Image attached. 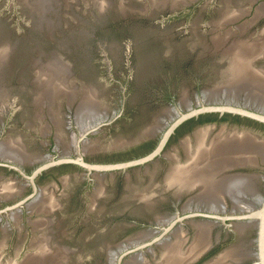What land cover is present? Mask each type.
<instances>
[{
  "label": "flooded vegetation",
  "instance_id": "1",
  "mask_svg": "<svg viewBox=\"0 0 264 264\" xmlns=\"http://www.w3.org/2000/svg\"><path fill=\"white\" fill-rule=\"evenodd\" d=\"M64 1L58 8L60 23L48 29L36 24L22 0H0L1 30L15 44L0 72V264L20 261L42 234L50 236L52 246L84 245V264H125L123 257L117 263L120 249L142 233L146 236L136 244L152 243L127 260L135 255L143 264H158L163 241H174L180 233L187 246L198 223L207 224L209 245L185 264H208L234 245L241 247L242 257L226 264H255L254 220L242 216L264 197V158L258 150L215 169L218 173L209 171L216 172L214 181L223 182L215 202L200 200L211 192L198 181L181 186L166 179L174 168L191 171L199 141L208 147L216 135H245L263 145L264 122L238 113L201 112L179 123L154 157L105 166L149 154L176 107L230 103L264 114L263 95L255 94V85L249 92L210 91L223 81L225 67L215 43L261 37L264 0H161L156 7L145 0L144 10L122 14L108 13L112 0L102 13L91 0ZM54 6L48 18L56 21ZM58 52L68 68L66 91L41 95L32 61L46 62ZM250 63L254 71H263L264 53ZM166 83L173 89L159 93L156 87ZM135 229L140 231L133 239L123 237Z\"/></svg>",
  "mask_w": 264,
  "mask_h": 264
},
{
  "label": "bare ground",
  "instance_id": "2",
  "mask_svg": "<svg viewBox=\"0 0 264 264\" xmlns=\"http://www.w3.org/2000/svg\"><path fill=\"white\" fill-rule=\"evenodd\" d=\"M22 2L29 9V11L31 12V15H32V19H34V21L36 22V24L39 27H41L42 24L45 23L47 25L48 29H50V28H53L54 25L56 26L60 23L61 17H60V13H59L58 8H60L59 4L62 2V0H22ZM64 2L66 4H68L69 0H65ZM54 3H56V4H54ZM107 3H108V0H91V2L89 4L93 8L97 9L98 12L102 13V12H104L105 8L107 7ZM54 5L59 6V7L58 6L56 7V16H57L56 21L48 18V17H50V16H48L49 12L55 8ZM261 6H260V8L263 9L264 7H261ZM62 7H64V6H62ZM258 13L259 12H257L256 14H258ZM262 32H261V34H262ZM234 42L235 43H232L229 46L231 48L226 50V53H225V54H228L225 56H228V59H229L228 65L226 66V69H227L226 72L227 73L225 76V80L223 81L226 84L224 86L225 90L226 91H229V90L233 91V90L242 89V88L247 90L249 87L251 88L250 85H253V86L255 85L254 89H255V91H258V92H255V94L256 95L257 94L263 95V99H264V70L263 71L260 70V71L256 72V71H254V69L250 63L252 57L264 53V32H263L261 37H258L256 40H254L252 42H247L244 40H241L238 42L234 41ZM222 43H223V39L217 41L218 45H220ZM60 45L63 46L64 42L62 41ZM14 48H15V44L9 41L8 36L1 30V26H0V72L2 71L4 65L8 63L9 57L11 56V53L14 51ZM65 62H66L65 59L63 60L62 55H60L59 52L57 54L51 56V58L48 59V61H46V62H44L42 59H40V57H37V59H34L32 61V63H33L32 65L36 69L35 79L38 83V87L41 88L40 89L41 91H39V89H38V91H39V93H41V95H42V93L49 95V94H54V91H64L65 90V84H66L65 78H66V74L68 72L67 64ZM256 73H258V74H256ZM254 77L258 78L260 80V82L255 84L256 79ZM252 79H254V81H250ZM240 81H244V83L241 84ZM245 82H247V83H245ZM225 90H224V92H226ZM248 92H249V89H248ZM252 92H254V91H252ZM215 94H216V92H215ZM236 94H237V92H236ZM245 94H248V93H245ZM252 94H253V96L255 95L254 93H252ZM38 95H40V94H37L35 96V97H37L36 98L37 101L39 100ZM250 96H251V94H250ZM260 97L262 98V96H260ZM198 136H199V139L202 141L201 138L203 136V133H200ZM261 144L258 145L257 143H254L251 139L248 138V136L247 137L245 135L244 136H240V135L238 136V135H233V133L225 135V136L216 135V137L211 141V144L208 147L203 146V144L199 141V144L196 148L197 153L195 156H193L192 161L189 163L190 164L189 167H192V170L188 172V171L182 170L181 168H180L181 170L174 168L169 173L166 180L169 183H180V184H182L181 186H183V185L186 186L185 184H188V183L194 184L196 181H198V183L200 182L199 183L200 185L206 186L205 189H207L211 192V195L202 196L200 198V200H208L209 201V199H210V201H209L210 203L212 200H214L213 202H215V200L216 201L220 200L219 196L217 199H215L216 195H217L216 191L219 190V185L223 182L220 183L218 180L214 181L213 176L216 172L214 173V171H213V174H210L209 171L211 169L215 170L219 167L222 168V166L223 167L228 166V165L231 166L237 162H240L241 160L247 159V158H249L248 157L249 155L245 156L243 154L250 153L252 151L255 152L254 149L258 150L264 158V149H263L264 144L263 145H261ZM215 171H217V170H215ZM217 173H218V171H217ZM210 176H212V177H210ZM228 180L229 179H227V181ZM225 183H226V181H225ZM204 186H202V187H204ZM202 191L204 193V189H202ZM36 202L37 201H35L34 203H36ZM34 203H33V205H34ZM44 224H45V226L47 225L46 223H44ZM41 226H43V225H41ZM41 226H39V227H41ZM206 226H207V224H205V223L204 224L198 223L196 225L193 239L187 246L183 245V243H184L183 240H185L184 237L182 240L180 238V233H176L178 231L174 232L177 234L174 241H171V240L165 241V242L163 241V251L161 253V258H160L158 264H185L186 262H188L191 259H193L194 257H196V255H199L209 245V242L207 239L208 229ZM237 227H238L239 231H242V228L240 226H237ZM144 234L145 233L136 235V237H135L136 241L132 240L129 243L132 245H135L136 242L141 237H144ZM145 236H146V234H145ZM49 238H50L49 235L47 236V235L42 234L41 238L35 239L31 243L32 252L24 255V257L19 262H16L14 264H62V262H63L62 260L64 258L63 257L58 258L57 254H60V251H59L60 249L65 251L64 248H67V246L54 245L55 246V249H54L53 246L48 241ZM128 240H131V239H128ZM161 243H162V241H161ZM132 245H130V246L124 245V247L121 248L120 250L122 251L125 248L131 247ZM161 246H162V244H161ZM249 252H250V250H249ZM241 253H242L241 247L239 245H234V246L224 250L222 253H220V255L216 259H213V261L209 262L208 264H226V261H229V260L236 261V260H239L240 257H242ZM141 254L142 253H137L135 255L140 256ZM113 255H117V253L116 254L113 253ZM135 255H133V256H135ZM246 255H248V254H246ZM138 258L141 259L140 257L136 256L132 259L127 260L125 262V264H134V263L137 264L139 261ZM228 264H229V262H228Z\"/></svg>",
  "mask_w": 264,
  "mask_h": 264
},
{
  "label": "water",
  "instance_id": "3",
  "mask_svg": "<svg viewBox=\"0 0 264 264\" xmlns=\"http://www.w3.org/2000/svg\"><path fill=\"white\" fill-rule=\"evenodd\" d=\"M241 41V40H236V42ZM246 41V40H244ZM232 43H235L234 41ZM231 43V44H232ZM231 44H228L227 46L224 45L223 43L218 45L217 43H215V47L217 49L222 48V55H221V60L223 62H225V67H223V76H222V80H225V76H226V66L228 65V54L226 53V50H228ZM225 46V47H224ZM220 82L218 85H216L214 88H212L210 91H214V92H218L219 90L224 89V86L226 85L224 82ZM241 82V81H240ZM206 111H217L219 113L222 112H231V113H238L241 115H245L254 119H257L259 121L264 122V114L261 113H257L251 110H248L244 107L241 106H236L230 103H213V104H205L203 102H200L199 104H197V106L194 107H190L187 108L186 110L182 111L180 110L178 107H176V115L175 117L169 122V124L167 125L166 129L164 130V132L162 133L157 145L155 146V148L147 155L142 156L136 160L133 161H129V162H124V163H120V164H116V165H109V166H105V167H109V168H113V167H125L127 165L130 164H134V163H139L142 162L144 160L150 159L152 157H154L156 154H158L160 152V150L162 149L167 137L169 136V134L174 130V128L181 123L183 120L192 117V116H196L197 114L201 113V112H206ZM84 164V163H83ZM46 165H43L39 168H37V170H35L34 173L38 172L42 167H44ZM88 166V165H87ZM90 167V166H89ZM242 217L245 218H250L254 220V228H255V238H254V250H253V255L255 256L256 260H255V264H264V197L261 200V203L259 205L258 208H256L255 210L244 214ZM154 241V240H153ZM152 243L151 241L148 242H143L140 244H136V245H132L131 247L125 248L124 250H122L121 252H119L118 254V258H117V263L120 261V259L127 255V254H137V253H142L143 248L147 245H150ZM69 251H75L77 250L76 247H68ZM30 253V252H28ZM26 253V254H28Z\"/></svg>",
  "mask_w": 264,
  "mask_h": 264
},
{
  "label": "rangeland",
  "instance_id": "4",
  "mask_svg": "<svg viewBox=\"0 0 264 264\" xmlns=\"http://www.w3.org/2000/svg\"><path fill=\"white\" fill-rule=\"evenodd\" d=\"M112 5H111V8L112 9H108V13H109V11H111V10H113L115 13H120V14H122V13H124L125 11H127V10H130V9H133V8H136V9H145L146 7H147V4H148V2L147 1H145V0H126V3L125 4H123L122 3V0H112ZM162 1L161 0H152L151 1V3H153L154 5H155V7L156 6H158V4L159 3H161ZM74 14H76V13H78V14H80L81 12L78 10V9H74L73 11H72ZM203 22V21H202ZM201 21H198V25L200 24V23H202ZM176 24H177V22H175L173 25H174V27H176ZM63 29H66V30H68V31H70V30H72V29H74V30H76V31H81L82 30V27H81V25H63ZM198 43H202V41H201V39H198ZM167 85H158L156 88V90L160 93V92H163L164 90V88L165 87H170L171 89H173L172 88V85H170V84H168V83H166ZM225 89V88H224ZM221 91V90H220ZM222 93H224V91L222 92ZM217 95V94H216ZM222 95V94H221ZM193 100V99H192ZM99 230V229H98ZM95 231H96V229H95ZM100 231V230H99ZM138 231H140V229H135V230H131V231H128V232H125V234L123 235V237L124 238H129V237H131L130 239H132V238H134L135 237V234L138 232ZM44 232V231H43ZM143 234V233H142ZM91 235L89 234L86 238H89ZM142 238V237H141ZM140 238V239H141ZM59 246H68V247H76L77 248V250H75V251H69V249L68 248H64L65 249V251H63L62 249H60L59 251H60V254H57V257L58 258H64L62 261V264H84V257H85V255L87 254V250H88V248H86L84 245H77L76 243H71V244H61V245H59ZM115 247H116V244L115 245H111L110 247H107L106 248V255L107 254H111L113 251H114V249H115ZM53 248L55 249V246H53ZM13 247L12 248H10V247H7V250L9 251V253L10 254H13ZM110 252V253H109ZM129 255H131V253L130 254H127V255H125V256H123V260L124 261H127V258H128V256ZM139 256V255H138ZM137 256V257H138ZM56 257V258H57ZM132 258H134V256H132L131 258H129V259H132ZM128 259V260H129ZM19 262V261H18ZM86 262V261H85ZM112 263H113V261H112ZM93 264H111V263H107L106 261L105 262H99V263H97V262H94ZM135 264V263H134ZM137 264H143V263H141V261L139 260L138 261V263Z\"/></svg>",
  "mask_w": 264,
  "mask_h": 264
}]
</instances>
